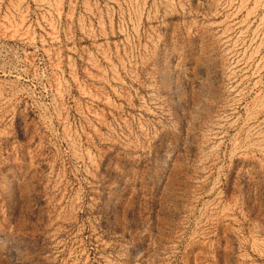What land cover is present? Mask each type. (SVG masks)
Returning a JSON list of instances; mask_svg holds the SVG:
<instances>
[{
  "label": "rangeland",
  "instance_id": "rangeland-1",
  "mask_svg": "<svg viewBox=\"0 0 264 264\" xmlns=\"http://www.w3.org/2000/svg\"><path fill=\"white\" fill-rule=\"evenodd\" d=\"M0 264H264V0H0Z\"/></svg>",
  "mask_w": 264,
  "mask_h": 264
}]
</instances>
